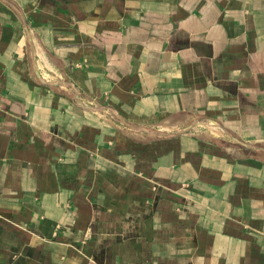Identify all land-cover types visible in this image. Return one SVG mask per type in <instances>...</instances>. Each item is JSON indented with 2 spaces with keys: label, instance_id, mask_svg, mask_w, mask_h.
<instances>
[{
  "label": "crops",
  "instance_id": "1",
  "mask_svg": "<svg viewBox=\"0 0 264 264\" xmlns=\"http://www.w3.org/2000/svg\"><path fill=\"white\" fill-rule=\"evenodd\" d=\"M0 264H264V0H0Z\"/></svg>",
  "mask_w": 264,
  "mask_h": 264
}]
</instances>
